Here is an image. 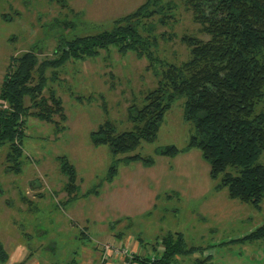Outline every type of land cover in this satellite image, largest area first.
<instances>
[{"label":"rangeland","instance_id":"rangeland-1","mask_svg":"<svg viewBox=\"0 0 264 264\" xmlns=\"http://www.w3.org/2000/svg\"><path fill=\"white\" fill-rule=\"evenodd\" d=\"M146 1L0 0V110L9 109L1 88L15 57L35 50L39 63L56 60L63 38L110 30L118 19L134 13ZM176 3L174 29L158 30L159 34L174 33L176 38H160L154 50L156 58L169 63L189 58L184 35L205 37L182 1ZM151 64L133 53L123 56L112 47L95 58L71 59L55 69V79L48 69L49 88L44 94L48 97L53 89L62 100L66 120L58 115L55 120L64 129L58 131L56 124L40 120L34 115L37 110H31L24 119L22 148L16 156L19 171L7 170L15 161L6 162L8 146L0 145V245L19 260L12 264H21L22 259L24 264L31 259L50 264L73 260L106 264L102 244L124 243L133 252L144 254L138 239L154 243L167 233L183 234L188 246L216 245L211 247V264H264V240L218 245L259 228L264 223V199L257 208L231 200L227 189H217L219 180L211 177L201 152L186 150L193 126L184 119L183 99L166 113L155 141L142 142L136 150L118 157L107 146L93 144L92 132L107 121L119 133L136 126L130 110L141 109L146 94L158 83L155 62ZM167 146L182 151L175 157L160 155L159 150ZM134 155L155 163L145 166L141 161H120ZM60 157L68 158L77 171L78 191L72 195L65 190L68 178L62 173ZM259 161L264 164V153ZM113 164L119 172L109 183L106 178ZM6 239L11 241L9 245ZM18 241L23 248L16 251L13 246ZM146 252L151 256L148 247ZM198 258H202L200 254L182 257L176 264H196ZM109 264L124 262L113 259Z\"/></svg>","mask_w":264,"mask_h":264},{"label":"trees","instance_id":"trees-1","mask_svg":"<svg viewBox=\"0 0 264 264\" xmlns=\"http://www.w3.org/2000/svg\"><path fill=\"white\" fill-rule=\"evenodd\" d=\"M181 1L205 36L204 40L187 34L182 37L190 54L181 63H169L154 54L160 38H176L174 33H158L161 27L174 29L176 0H147L134 13L118 19L110 30L63 38L55 53L56 60L39 63L35 50L15 57L1 88V97L9 109L0 110V145L8 146L6 162L15 161L7 170L19 171L16 156L22 148L24 119L31 110H37L34 115L40 120L56 124L58 131L64 129L55 120L57 115L63 122L66 120L62 100L53 89H49L48 97L44 94L49 88L48 69L53 70L55 79V69L71 59L95 58L114 47L123 56L133 53L151 61V65L155 62L158 83L154 91L146 94L141 109L130 110V118L136 124L131 131L119 133L114 123L107 121L92 132L93 144L107 146L118 157L136 150L142 142H153L166 113L177 100L183 99L184 119L193 126L186 150L195 148L201 152L210 165L211 177L219 180L218 190L227 189L231 200L260 208L264 199V164L259 161L264 153V0ZM35 71L38 82L33 83ZM28 100L30 105L26 104ZM181 151L176 146H167L159 154L175 157ZM120 161L126 164L141 161L145 166L155 163L141 155ZM59 163L68 178L65 190L69 195L77 193L79 178L75 166L66 157H60ZM118 172V165L113 164L106 180L112 182ZM261 240L264 223L232 242ZM138 241L144 254L148 247L156 256L152 263L150 256L138 255L136 260L141 264H176L179 258L203 254L209 249L188 246L181 233H167L154 243ZM159 247L164 248L162 253L158 252ZM0 259H8L2 245ZM210 260L211 256L198 258L196 264H209Z\"/></svg>","mask_w":264,"mask_h":264},{"label":"built area","instance_id":"built-area-1","mask_svg":"<svg viewBox=\"0 0 264 264\" xmlns=\"http://www.w3.org/2000/svg\"><path fill=\"white\" fill-rule=\"evenodd\" d=\"M164 250L163 247L158 248V252L162 253ZM144 253V251H143ZM101 254L104 263L109 264L113 259L122 260L124 264H141L140 261L136 260V257L145 256L146 254H139L133 252L127 245L124 243H113V244H102ZM152 263L155 261V253H151Z\"/></svg>","mask_w":264,"mask_h":264},{"label":"crops","instance_id":"crops-1","mask_svg":"<svg viewBox=\"0 0 264 264\" xmlns=\"http://www.w3.org/2000/svg\"><path fill=\"white\" fill-rule=\"evenodd\" d=\"M253 232V231H252ZM252 232H250V233H252ZM249 233V234H250ZM28 234V233H27ZM41 234H44V231L43 232H41ZM249 234H246V235H244V236H242V237H238V238H236V239H232V240H229L228 242H221V243H219L218 245L220 246V247H224V246H231V245H244V244H246L247 242H245V243H233L232 241H234V240H238V239H241V238H243V237H245V236H247V235H249ZM16 235L18 236V232L15 234V236H13V239H14V237L16 238ZM29 235V234H28ZM9 242H11L9 239H6V241H5V244L6 245H9L10 243ZM254 242H256V241H254ZM254 242H251V243H254ZM18 244H16L15 246H13V248H17L16 249V251L18 250V249H22L21 247H19V245L20 244H22V242L21 241H18L17 242ZM17 246V247H16ZM213 247L215 246L216 247V245H212ZM212 246H206V247H203V248H209V249H207L205 252H203V254H200V257H202V259L203 258H207L208 256H211V260H210V262H209V264H211L212 263V261H213V255L211 254V247ZM3 247V249H4V246H2ZM199 247H201V246H199ZM8 249V248H7ZM5 251V250H4ZM22 251V250H21ZM6 252V254L8 255V259L7 260H2V262L0 263V264H12L14 261H17V262H19V260H14V258H11V254L8 252V250L7 251H5ZM93 256V255H92ZM15 257H16V259H20V257H18V256H16L15 255ZM21 259H22V257H21ZM87 259V258H86ZM23 260V259H22ZM22 260H20V262H21V264H24V262H22ZM36 263V264H50V262L48 263V262H43L42 263V261L41 262H39V261H35L34 259H31L30 260V262H26L25 264H32V263ZM16 263V262H15ZM69 264H72L71 262L69 263ZM75 264H77V263H75Z\"/></svg>","mask_w":264,"mask_h":264}]
</instances>
